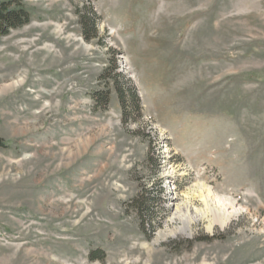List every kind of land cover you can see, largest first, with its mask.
Masks as SVG:
<instances>
[{"label": "rangeland", "instance_id": "rangeland-1", "mask_svg": "<svg viewBox=\"0 0 264 264\" xmlns=\"http://www.w3.org/2000/svg\"><path fill=\"white\" fill-rule=\"evenodd\" d=\"M10 1L29 22L0 35V264H264V0Z\"/></svg>", "mask_w": 264, "mask_h": 264}, {"label": "trees", "instance_id": "trees-1", "mask_svg": "<svg viewBox=\"0 0 264 264\" xmlns=\"http://www.w3.org/2000/svg\"><path fill=\"white\" fill-rule=\"evenodd\" d=\"M16 3V2H15ZM14 2H1L0 3V35L6 36L10 30L19 28L29 22V14L25 11L23 7L19 4H15ZM76 13L78 16L79 25L81 28V33L86 41H90L92 39H97L100 41V37L97 32V17L95 13L92 11L91 7H86L83 9H76ZM115 66H113V70L105 73L106 76L104 78H109V82H112L114 86V91L116 93L118 102L121 107L122 116L124 121L130 118L131 116L140 115L141 108L139 98L134 88L131 86L123 87L120 85L121 74L115 73ZM110 93L109 90L99 91L93 94L92 99L98 105L99 103L105 107L109 102ZM2 142L0 141V146ZM142 198V199H141ZM137 198L132 202V207L134 211L138 214L140 218V224L142 228H144L145 224L150 223L151 221V200L147 197ZM90 260H103V255L98 254L97 252H91L89 254Z\"/></svg>", "mask_w": 264, "mask_h": 264}, {"label": "bare ground", "instance_id": "bare-ground-1", "mask_svg": "<svg viewBox=\"0 0 264 264\" xmlns=\"http://www.w3.org/2000/svg\"><path fill=\"white\" fill-rule=\"evenodd\" d=\"M209 196H210V194H209ZM209 196H208V198L206 197V199H204V202H205L204 205L206 207V210H209L207 212H211L212 215L218 216L219 217L218 223H219L220 226H223L228 221V219L230 217L229 212L228 213H226V212L221 213L218 210V208H216V205H213V203H212V200L213 199L210 198ZM185 209L188 210V208H185ZM174 210L177 213H180V211H181L179 208H177V206H175V209ZM179 217L181 218V224H182L181 227L179 228V232L182 233V234H184V235H186V236H190V234H191V224L193 223V221L195 220V218L192 217V216H190V215H188V213H186V212H185V214L179 215Z\"/></svg>", "mask_w": 264, "mask_h": 264}]
</instances>
